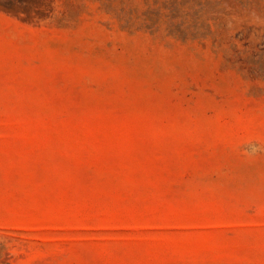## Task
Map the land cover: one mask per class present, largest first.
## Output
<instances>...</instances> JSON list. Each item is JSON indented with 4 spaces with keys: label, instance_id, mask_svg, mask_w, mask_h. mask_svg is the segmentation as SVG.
<instances>
[{
    "label": "rangeland",
    "instance_id": "374dc122",
    "mask_svg": "<svg viewBox=\"0 0 264 264\" xmlns=\"http://www.w3.org/2000/svg\"><path fill=\"white\" fill-rule=\"evenodd\" d=\"M0 264H264V0H0Z\"/></svg>",
    "mask_w": 264,
    "mask_h": 264
}]
</instances>
